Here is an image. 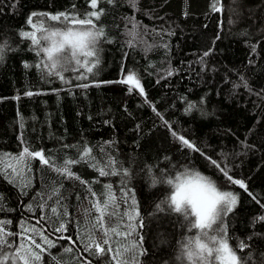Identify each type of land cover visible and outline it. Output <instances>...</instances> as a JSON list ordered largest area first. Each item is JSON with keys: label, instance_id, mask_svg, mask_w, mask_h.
I'll list each match as a JSON object with an SVG mask.
<instances>
[{"label": "trees", "instance_id": "obj_1", "mask_svg": "<svg viewBox=\"0 0 264 264\" xmlns=\"http://www.w3.org/2000/svg\"><path fill=\"white\" fill-rule=\"evenodd\" d=\"M212 2L98 0L99 62L74 66L63 82L42 71L46 58L20 33L39 38L30 18L47 27L58 22L43 14H82L92 10L89 0H0V239L23 244L29 264H192L178 257L197 230L189 232L170 206L166 182L185 169L238 195L223 218L228 243L260 264L264 0H218L220 11ZM127 73L136 74L144 95L118 83ZM25 147L48 163L21 160ZM225 167L247 190L227 180ZM61 223L66 230L56 231Z\"/></svg>", "mask_w": 264, "mask_h": 264}, {"label": "snow or ice", "instance_id": "obj_2", "mask_svg": "<svg viewBox=\"0 0 264 264\" xmlns=\"http://www.w3.org/2000/svg\"><path fill=\"white\" fill-rule=\"evenodd\" d=\"M112 2L113 0H109V3ZM217 4L218 0H213V11H220ZM89 5L92 10L82 14L64 12L54 15L43 14L47 20L58 22L50 24L47 27L44 24H40L37 28L30 18L28 23L41 32L39 38H37L36 31L20 33L22 37L30 39L31 45L35 46L33 50L36 51L38 56L42 53L46 58L43 62L42 71L46 69L48 77H58L61 81L67 82L63 73L68 72L74 66L81 65L82 62L84 64L91 62L92 67H94L95 63L99 62V49L97 45L101 37L104 36V31L102 28L98 29L96 27L93 18L99 20L102 12L97 10L98 0H89ZM33 15L36 14L33 13ZM129 46H134V44L130 41ZM3 55L4 46L0 45V62L3 60ZM92 57H95V60L89 61L88 58ZM81 58H84L83 61ZM27 66L25 65V67ZM35 66L41 68L40 63H37ZM92 67L87 69L88 72H92ZM86 78L85 76H78V79ZM118 83L131 84L133 87L139 89L141 95H144V89L141 87L140 80L135 73H127ZM89 86L90 84L76 85V87L81 88ZM133 87H129V93L132 92ZM26 95L31 96L33 93L29 91ZM172 134L176 136L175 132ZM178 139L187 148L196 150L195 146L184 137L180 136ZM89 152L90 150H85L84 155L87 156ZM25 155L37 157L44 164L48 163L40 151L30 152L25 147L23 152L20 153V159L23 160ZM212 163L215 164V161ZM216 167L219 168L220 166L216 165ZM222 171L228 181L246 190L243 180L234 179L229 175L226 167ZM112 174H116L115 170H113ZM68 175L71 176V173L68 172ZM100 175H108V173L101 170ZM166 182L172 185L174 189L170 195V206L173 207L176 213H180L183 216L189 232L193 229L197 230L195 235L187 237L181 243V253L178 259L183 260L187 258L192 264H251L253 259L251 255L239 256L237 250L229 246L224 227L223 218L233 211L238 201L237 194H234L232 191L219 190L216 184L206 176L200 172H191L188 169L176 174L174 180L167 179ZM97 210L102 211L99 206H97ZM51 211L53 214L57 213L55 207ZM65 230L64 223H61L56 229V231L60 232ZM3 232V227H0V233ZM9 235L15 234L9 233ZM42 238L47 240V237ZM58 239L71 240L72 238L61 236ZM103 243L108 244V240L105 239ZM93 244L98 253L104 252L100 244L95 243V241H93ZM36 247L40 248V245L37 244ZM85 247L88 248L89 245L86 244ZM238 247L240 250H243L247 245L241 241ZM22 248H24L23 244L14 247L11 242L0 239V264H8L9 261L14 264L17 260H23L24 264H29L27 255L20 254V249ZM9 249H11L10 253ZM108 250L111 251V248ZM32 256L35 260H40L39 255L32 253ZM260 264H264V257L261 258Z\"/></svg>", "mask_w": 264, "mask_h": 264}, {"label": "rangeland", "instance_id": "obj_3", "mask_svg": "<svg viewBox=\"0 0 264 264\" xmlns=\"http://www.w3.org/2000/svg\"><path fill=\"white\" fill-rule=\"evenodd\" d=\"M215 154H218L219 155V159L222 161V162H226L225 161V158L224 157H226V155H225V151L224 150H220V151H218V152H215ZM224 165V164H223Z\"/></svg>", "mask_w": 264, "mask_h": 264}, {"label": "clouds", "instance_id": "obj_4", "mask_svg": "<svg viewBox=\"0 0 264 264\" xmlns=\"http://www.w3.org/2000/svg\"><path fill=\"white\" fill-rule=\"evenodd\" d=\"M149 186H150V187H156V186H158V185L152 184V183L150 182V183H149ZM167 186H168L170 189H173V186H172V185L167 184ZM173 190H174V189H173Z\"/></svg>", "mask_w": 264, "mask_h": 264}, {"label": "water", "instance_id": "obj_5", "mask_svg": "<svg viewBox=\"0 0 264 264\" xmlns=\"http://www.w3.org/2000/svg\"><path fill=\"white\" fill-rule=\"evenodd\" d=\"M39 159V158H38ZM246 190H247V187H246Z\"/></svg>", "mask_w": 264, "mask_h": 264}]
</instances>
